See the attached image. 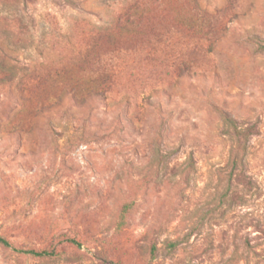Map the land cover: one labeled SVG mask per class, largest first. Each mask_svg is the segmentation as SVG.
Returning <instances> with one entry per match:
<instances>
[{"label": "rangeland", "instance_id": "374dc122", "mask_svg": "<svg viewBox=\"0 0 264 264\" xmlns=\"http://www.w3.org/2000/svg\"><path fill=\"white\" fill-rule=\"evenodd\" d=\"M0 238V264H264V0H0Z\"/></svg>", "mask_w": 264, "mask_h": 264}, {"label": "trees", "instance_id": "16d2710c", "mask_svg": "<svg viewBox=\"0 0 264 264\" xmlns=\"http://www.w3.org/2000/svg\"><path fill=\"white\" fill-rule=\"evenodd\" d=\"M103 85V84H102ZM23 87H26V85H23ZM103 92H105V90L103 89V88H98V87H90V88H88V90H87V93H88V95H92V96H101V95H103ZM0 242L2 243V244H4V245H7L8 243L5 241V240H3L2 238H0ZM170 246H172V247H174V244L173 243H171V245ZM29 253H32V254H36V255H44V254H46L45 252H34V251H28Z\"/></svg>", "mask_w": 264, "mask_h": 264}]
</instances>
